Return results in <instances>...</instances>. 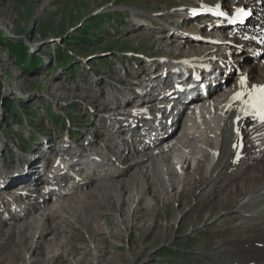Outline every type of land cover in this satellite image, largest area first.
<instances>
[{
  "label": "rangeland",
  "instance_id": "obj_1",
  "mask_svg": "<svg viewBox=\"0 0 264 264\" xmlns=\"http://www.w3.org/2000/svg\"><path fill=\"white\" fill-rule=\"evenodd\" d=\"M194 1L0 0V156L17 144L26 146H15L10 156L4 155L0 163V194H10L9 188L15 180L25 176V185L31 187L30 195L40 198L47 193L50 187L40 185L49 176L46 170L52 165H48V159L60 154L56 152L60 143L68 141V148L64 151L71 154L82 152L85 146L78 149V145H84V138L90 136L93 140L89 141L101 147L100 152L108 139L117 142L124 138L120 135L123 131L118 129L124 126L128 116L119 117L120 109L130 102L132 104L127 106L137 105L128 99L135 96L132 88L125 85H132L137 74L148 75L152 66L162 69L161 61L182 60L201 53L199 46L186 47L191 44L189 40H184L186 46L179 39L172 43L165 41L169 38V29L171 32H187L193 39V26L197 23L182 19L179 25L178 11H169L187 4L189 8ZM231 9L232 6L226 5L221 10L231 13ZM152 13L156 15L152 16ZM165 13L170 14V18ZM206 18L220 24L214 13L206 14L200 20ZM206 29L203 27L198 31L200 39H203L201 33L205 34ZM218 37L226 39L232 36L219 34ZM12 42H22L29 60L36 61L20 60L11 50ZM259 54L263 56L264 49H260ZM225 56L220 61L228 58ZM226 63L230 66H221V81L214 88L231 87L241 73L236 70L242 65L237 66L232 59ZM217 74L218 69L215 70ZM115 145L112 152L117 151ZM41 153L43 159L38 160ZM129 161V157L123 158L118 167L127 165ZM122 178L129 179L127 174ZM62 181L61 185H56V182L54 185L62 186L65 183ZM192 181L189 177L191 186ZM93 185L79 188L76 192ZM39 186L41 190H38ZM193 187L195 191L180 195L182 201L174 200L177 198L172 193L160 192V188L152 189L155 199L150 201V206L139 202L136 191L129 189L123 204L129 216L127 225L117 224L124 216L117 212L119 204L115 196L110 197L113 202L108 204L88 195L86 199L92 204L90 211H105L97 218L102 227L94 229L92 223L86 226L79 224L74 217L72 221H59L71 251L67 246L53 248L56 244L51 245L47 234L43 239L38 238L37 247L28 243L29 233L16 240L13 233L7 232L9 229L1 227L17 220L7 217L4 220L7 222L0 224V264H78L76 261L81 259H85L84 264H99L97 261L102 259L108 264L120 260L122 264H220L211 251L224 243L243 242L246 231H237L239 218L232 209V201L222 204L227 210L225 213H218L215 198H201L198 185ZM180 189L182 191L183 186H177L176 191ZM17 198L20 199L18 195ZM43 198L41 200L50 197ZM22 200L37 206L40 202L39 199L36 202L23 197ZM185 206L187 210L177 214ZM6 207L10 212L14 211L6 203L0 205V208ZM207 213H211L210 217L206 216ZM106 219L109 226L105 224ZM96 248L104 250L98 260L92 258ZM54 253L60 254V262L50 260ZM28 254L33 256V261L27 257Z\"/></svg>",
  "mask_w": 264,
  "mask_h": 264
},
{
  "label": "bare ground",
  "instance_id": "obj_2",
  "mask_svg": "<svg viewBox=\"0 0 264 264\" xmlns=\"http://www.w3.org/2000/svg\"><path fill=\"white\" fill-rule=\"evenodd\" d=\"M192 3L189 8H187V4L169 12L178 11L177 23H182L179 22L181 17L197 23L196 26H193L195 34L193 39L187 32H171L169 29V38L165 41L172 43L179 39L183 40L184 44V40H189L191 44L188 46L184 44L187 48L200 47V54L187 56L185 60L187 63L194 60L195 66L201 69L202 82L206 86L205 91H201L188 74L187 67L182 63L167 66L164 72L161 71L163 74L161 80L164 84H169L172 79L180 77L186 82L192 83L190 96H188L190 101L182 109L174 111L175 105L168 103L173 100L172 95H177L175 87L172 88L168 99H158L155 93L160 94L158 90L161 86L152 84L151 88L147 90V82L151 74L156 78L160 73L153 71L148 75L139 76L133 86V88H138V95L131 91L135 97L128 98L137 105L127 106L132 104L130 102L119 112L121 118L124 114L128 116L124 126H119L118 129L123 131L120 135L124 138L117 142L114 141L115 143L112 139L103 143L101 151L103 155H106V151L108 154L102 167L93 165L97 170L94 171V168L90 170V166L94 164V157L91 153L86 152L88 148L84 147L85 150H81L82 152L72 153V156H77L79 161L72 165L75 172L69 173L68 170H64L54 178H49V175L47 181L43 179L40 186H49L48 192L51 190L49 193H44L40 198L30 195L31 189L29 188L31 187L25 185L27 179L25 176L15 180L11 189L9 188L10 194H0V205L6 203L14 210L10 212L8 207L0 208V224L7 222L4 221L7 217L17 219L16 221L11 220L13 224L6 223L10 227H1L9 229L7 232L13 233L16 240L23 239V236L29 233L31 238L28 243L37 247L38 238L43 239L47 234L51 239V245L56 244L53 248L59 249L62 246H67L68 251H71L70 242L66 241L59 221H72L71 218L74 217L79 224L83 223L86 226L87 223H92L94 229L102 227L97 218L105 211H90L92 204L87 201L88 195H92L93 200L108 204L113 202L110 197L115 196L119 204L117 212L124 216L121 221L118 220L117 224L127 225L126 220L129 216L123 204L126 200V191L129 189L132 188L136 191L139 202L150 206V201L155 199L151 193L152 189L160 188V192L169 195L172 193L177 198L174 200L178 201L181 200L180 195L188 194L190 190H194L193 186L198 185L201 198H215L219 208L218 213H225L227 210L222 204L232 201V209L239 218L237 231H246L243 242L218 245L219 247L211 251L212 255L219 259L220 264H264V121H261L256 109L245 103L250 99L248 94L252 93L253 86L257 88L264 86V55L259 56L258 53L257 56H253L251 52L247 51L245 54H239L238 51L243 46L236 49L226 42L222 43L218 36L226 34L223 28L225 25L224 21H220L216 11V9H223L226 5L232 6V14H235L237 8L249 10L251 13L249 19L246 17L247 19L244 20L246 22L237 27L243 35L250 33L251 30L254 34H259L262 29L264 30V0H195ZM212 12L220 24L207 18L204 19L205 21L200 20L206 14L212 15ZM167 13L165 14L168 16H165L169 17L170 14ZM255 13H257V19L254 18ZM151 15L156 14L152 13ZM199 25L201 29L208 28L205 30V34L201 33L203 39L198 37ZM233 41L240 42V39L234 38ZM240 43L244 44V41ZM253 47L264 49V46L255 42ZM225 54L228 56L227 60L232 59L237 66L242 65L238 69L241 73L235 78L231 87L214 88L216 83L221 81L220 77L223 73L220 63L226 66L228 64L226 58L225 61H220L226 57ZM210 58L217 59L213 61V65H210L212 61L206 60ZM251 58L253 60H250ZM167 62L168 60L161 61L160 64L166 65ZM217 69L218 74L215 75ZM213 75H215L214 78ZM241 78H244L245 81L243 85L240 83ZM241 92L245 95L240 100L234 99L235 95ZM204 93L206 94L202 97L201 94ZM146 99L152 100L145 101ZM166 111H169L167 118L164 117ZM172 113L173 115H170ZM168 116L174 117L175 120L167 121ZM153 130L155 131L152 135ZM68 144L66 141L61 145V147L64 146L63 150L68 148ZM113 144H116V152L111 151V148L114 147ZM53 156L55 165L52 172H55V168L60 165L58 157L62 162H65L66 156L64 154ZM125 157L130 158L128 164L121 168L118 167L120 161ZM40 158L43 159L42 153L38 155V160ZM125 174L129 177L128 180L122 178ZM189 177L193 179L192 186L189 185L190 182L188 183ZM57 179L60 181L66 179L67 181L62 186H55L54 182H57ZM90 184H94L92 188L76 192L79 188L87 187ZM180 185L183 186V189L177 192L176 188ZM40 186L38 190H41ZM58 194L66 195L58 196ZM17 195L20 199L17 198ZM46 196L50 198L41 200ZM22 197L36 202H38L36 199H39L41 203L38 202L39 206L31 205L23 201ZM75 202L79 203L75 205L73 204ZM185 207V209H179L177 214L186 211L187 206ZM77 209H80L83 214L81 215ZM136 209L135 207L134 210ZM79 215L81 216L79 217ZM210 215L211 213H207L206 216L210 217ZM105 224L110 225L107 219ZM32 238L34 239L31 240ZM27 246L28 244H25V247ZM49 249H52L51 246ZM103 251L96 248L92 253V258L98 260ZM29 255L27 257L33 261V256ZM51 259L61 260V256L54 253ZM84 261L85 259H81L76 262L84 264ZM86 261L88 260L86 259ZM97 262L108 264L103 259ZM120 263L122 264L123 261L120 260L115 264Z\"/></svg>",
  "mask_w": 264,
  "mask_h": 264
},
{
  "label": "snow or ice",
  "instance_id": "obj_3",
  "mask_svg": "<svg viewBox=\"0 0 264 264\" xmlns=\"http://www.w3.org/2000/svg\"><path fill=\"white\" fill-rule=\"evenodd\" d=\"M240 13L243 14V10H240ZM218 15H223V13H218ZM240 83L241 85L245 83L244 78H241ZM244 95L245 93L242 92L237 93L234 99L240 100ZM248 95L250 99L245 101V103L256 109L257 115L259 116L261 121H264V86H259L258 88L256 86H253L252 93H249Z\"/></svg>",
  "mask_w": 264,
  "mask_h": 264
},
{
  "label": "trees",
  "instance_id": "obj_4",
  "mask_svg": "<svg viewBox=\"0 0 264 264\" xmlns=\"http://www.w3.org/2000/svg\"><path fill=\"white\" fill-rule=\"evenodd\" d=\"M1 38V35H0ZM11 50L15 53L16 56H18L20 58V60H23L25 62L30 61L31 63H33L34 60H29L28 55L25 52V45L22 42H12L10 44ZM0 87H1V83H0Z\"/></svg>",
  "mask_w": 264,
  "mask_h": 264
}]
</instances>
